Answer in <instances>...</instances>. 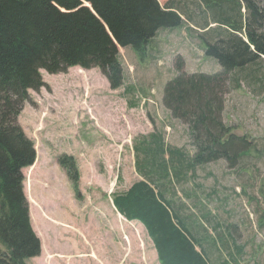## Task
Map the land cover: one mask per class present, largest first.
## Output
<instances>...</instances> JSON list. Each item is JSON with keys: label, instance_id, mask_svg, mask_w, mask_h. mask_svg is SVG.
Wrapping results in <instances>:
<instances>
[{"label": "rangeland", "instance_id": "rangeland-1", "mask_svg": "<svg viewBox=\"0 0 264 264\" xmlns=\"http://www.w3.org/2000/svg\"><path fill=\"white\" fill-rule=\"evenodd\" d=\"M186 7L195 6L190 1ZM195 20L202 18L195 14ZM194 24L161 29L143 57L132 46L120 47L125 84L118 89L97 67L41 70L45 85L29 91L18 117L37 150L35 163L23 169L32 223L42 242L41 255L29 264H161L145 226L120 215L113 202L114 194L143 179L137 156L144 158L143 141L157 132L165 148L185 155L178 163L181 179L168 198L216 239V247L212 240L204 243L211 264H264V65L258 80L232 72L223 113L233 133L254 140L255 150L235 169L226 159L191 166L197 148L189 124L172 115L163 95L178 74L179 55L189 73L222 70L205 56L204 29ZM64 154L77 161L79 196L59 163Z\"/></svg>", "mask_w": 264, "mask_h": 264}, {"label": "trees", "instance_id": "trees-1", "mask_svg": "<svg viewBox=\"0 0 264 264\" xmlns=\"http://www.w3.org/2000/svg\"><path fill=\"white\" fill-rule=\"evenodd\" d=\"M190 1L193 10L186 7ZM195 14L202 21L197 22ZM185 23L204 29L200 39L205 56L216 59L222 70L189 73L179 55L178 74L166 83L163 103L175 118L189 124L197 148L191 166L226 159L235 169L257 146L233 133L224 121L226 93L234 71L260 79L264 0H169L166 5L160 0H0V264H29L42 252L23 174L35 163L37 150L18 123L29 91L45 85L41 70L56 74L75 66L97 67L110 87L118 89L125 84L120 47L132 46L143 57L161 29ZM141 148L144 158L137 156L136 166L143 179L114 194L118 212L145 226L161 264H211L204 243L212 240L216 247V239L202 233L168 198L169 188L181 179L182 150L165 148L158 132ZM59 163L79 196L77 161L64 154ZM219 236L225 246L223 234Z\"/></svg>", "mask_w": 264, "mask_h": 264}, {"label": "water", "instance_id": "water-1", "mask_svg": "<svg viewBox=\"0 0 264 264\" xmlns=\"http://www.w3.org/2000/svg\"><path fill=\"white\" fill-rule=\"evenodd\" d=\"M85 3H86L85 5L92 7L91 4H90L89 2H85ZM115 41H116V40H115Z\"/></svg>", "mask_w": 264, "mask_h": 264}, {"label": "crops", "instance_id": "crops-1", "mask_svg": "<svg viewBox=\"0 0 264 264\" xmlns=\"http://www.w3.org/2000/svg\"><path fill=\"white\" fill-rule=\"evenodd\" d=\"M33 219V216L31 215V220ZM32 225H33V223H32ZM34 227V226H33ZM158 255V254H157Z\"/></svg>", "mask_w": 264, "mask_h": 264}]
</instances>
